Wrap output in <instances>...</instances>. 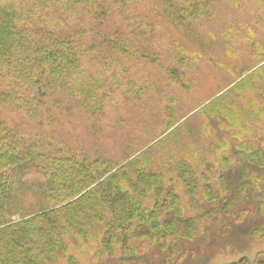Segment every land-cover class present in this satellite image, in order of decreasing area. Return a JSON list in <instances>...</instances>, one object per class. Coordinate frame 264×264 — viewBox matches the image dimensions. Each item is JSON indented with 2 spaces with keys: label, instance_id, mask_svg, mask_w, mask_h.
<instances>
[{
  "label": "trees",
  "instance_id": "1",
  "mask_svg": "<svg viewBox=\"0 0 264 264\" xmlns=\"http://www.w3.org/2000/svg\"><path fill=\"white\" fill-rule=\"evenodd\" d=\"M144 3L190 41L196 24L211 17L213 0H0V109L25 121L20 128L0 123V264H55L60 259L80 264L67 241H79L77 250L89 240L99 241L98 249L110 258L117 246L132 252L131 243L146 236L151 241L178 234L192 238L197 226L191 218L182 220L178 192L187 204H199L201 193L208 203L220 198L187 160L197 152L203 162L204 149L221 156L223 168L235 155L239 182L252 178L249 168L264 172V46L255 41L252 57L260 67L243 70L227 91L183 121L164 123L152 144L124 157L117 167L49 138L54 112L69 116L74 109L79 117L94 120L115 112L121 121L123 107L149 97L146 93L153 90L148 85L157 88L130 70L133 59L158 63L150 41L161 44L153 34L159 25L133 14ZM115 19L118 29L113 28ZM246 39L252 42L251 35ZM164 42L176 57L166 82L189 89L183 70L197 60H190L193 54L178 40ZM213 107L217 110L210 112ZM217 111L226 122L230 118V127L240 128L227 129L219 151L208 130L211 122L203 117L218 120ZM173 149L185 157L175 156ZM29 172L42 180L40 193L34 205L22 207L24 197L14 185L22 186ZM47 202L54 206L46 208ZM96 256L101 258L99 252Z\"/></svg>",
  "mask_w": 264,
  "mask_h": 264
},
{
  "label": "rangeland",
  "instance_id": "2",
  "mask_svg": "<svg viewBox=\"0 0 264 264\" xmlns=\"http://www.w3.org/2000/svg\"><path fill=\"white\" fill-rule=\"evenodd\" d=\"M211 12L210 18L196 24L192 39L186 41L158 18L151 5L140 4L133 14L148 18L152 25H159L153 34L154 39L160 40L161 44H156V40L150 41V49L155 52L156 65L161 69L150 63L143 65L140 59H133V68L130 70L137 77L149 78L146 83H154L157 88L148 85L147 89L153 90L152 93H146L149 97L123 107L121 121H118L115 112L96 120L87 116L81 118L74 109L69 116L54 112L52 115L55 119L48 127L49 132H46L49 138L63 144L71 152H82L89 159L100 158L111 167H117L124 157L138 155L152 144L154 137L162 133L164 123L183 121L227 91L243 70L252 71L260 67L262 64L252 57V45L255 41L257 47L264 46V0H213ZM113 23V28L118 29L119 20L115 19ZM248 35H251L252 42L246 39ZM169 38L178 40L183 50L193 54L190 57L192 62L193 58L197 60L193 62V67L183 70L189 89L176 87L165 80L167 69L176 65L173 51L164 42ZM44 102L49 106L47 99ZM216 110L217 107H213L209 111ZM215 116L218 120L203 115L209 118L208 123L211 122L208 130L210 135L217 138L218 141L213 145L219 151L223 145L221 138L228 137L225 135L227 129L240 132V128L230 127V118L226 122L219 111L215 112ZM23 122L20 117L9 116L0 109V123L10 128H20ZM190 125L184 127L179 135L189 130ZM260 129L264 130V124ZM258 142L254 140V146H258ZM207 149L203 150V162L199 161L202 159H198L200 153L197 152L196 155H188L187 160L195 165L199 175L203 174L209 179L208 185L220 194L217 201L224 200L227 204H218L217 201L208 203L203 193L197 199L199 204H187L182 191H179L182 197V220L191 218L197 226L192 238L183 239L178 234L165 240L151 241L146 236V239L131 243L132 252L127 247L117 246L110 258L101 248L98 249L99 241L89 239V244L83 250H77L79 241L77 245L67 241L69 251L80 264H224L234 255L235 260L243 255L251 259L259 254L261 259L264 258V172L249 168L252 178L239 182L242 172L232 151L228 165L223 168L221 156L208 154ZM174 150L175 156L185 157ZM29 173L23 177L22 186L14 185L24 197L22 202L25 204H20L22 207L34 205L32 203L37 202L40 193L37 189L42 180ZM17 176V172L11 174L12 178ZM46 204V208L54 206L48 202ZM222 209L224 211L220 213ZM17 219L16 216L12 218ZM97 252L101 258L96 256ZM55 264L65 263L60 259Z\"/></svg>",
  "mask_w": 264,
  "mask_h": 264
},
{
  "label": "flooded vegetation",
  "instance_id": "3",
  "mask_svg": "<svg viewBox=\"0 0 264 264\" xmlns=\"http://www.w3.org/2000/svg\"><path fill=\"white\" fill-rule=\"evenodd\" d=\"M233 257L231 259H233ZM231 259L224 264H264V258L261 259L259 257V254L253 256L251 259L244 255L238 258L237 260Z\"/></svg>",
  "mask_w": 264,
  "mask_h": 264
}]
</instances>
